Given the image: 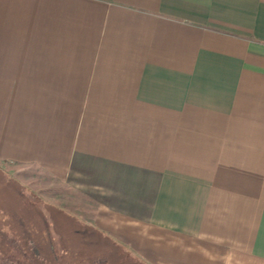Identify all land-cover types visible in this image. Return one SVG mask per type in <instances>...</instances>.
Here are the masks:
<instances>
[{
	"label": "crops",
	"instance_id": "1",
	"mask_svg": "<svg viewBox=\"0 0 264 264\" xmlns=\"http://www.w3.org/2000/svg\"><path fill=\"white\" fill-rule=\"evenodd\" d=\"M9 164L90 264H264V0H0Z\"/></svg>",
	"mask_w": 264,
	"mask_h": 264
},
{
	"label": "rangeland",
	"instance_id": "2",
	"mask_svg": "<svg viewBox=\"0 0 264 264\" xmlns=\"http://www.w3.org/2000/svg\"><path fill=\"white\" fill-rule=\"evenodd\" d=\"M58 186L35 168L0 167V264H84L78 255L84 250L77 246L78 237L59 239L64 234L62 227H68L67 220L56 215V229L46 227L47 207L69 202L60 196L47 197L53 190L61 194L60 189H53L61 188Z\"/></svg>",
	"mask_w": 264,
	"mask_h": 264
},
{
	"label": "trees",
	"instance_id": "3",
	"mask_svg": "<svg viewBox=\"0 0 264 264\" xmlns=\"http://www.w3.org/2000/svg\"><path fill=\"white\" fill-rule=\"evenodd\" d=\"M49 209H52L54 212H52V213H54V216H52L51 214L52 213H50L48 210ZM56 215H61V212L59 211V210H56V208H54V207H52V206H49V207H47V209H46V213H45V219H46V222H45V224H46V227H48L49 228V223L50 222H52L54 225H57L56 223H57V221H58V219H57V216ZM62 216V215H61ZM63 218V217H62ZM71 222H73V224H75L76 223V221L75 220H71ZM65 225V224H64ZM64 227V226H63ZM68 227H69V225H68ZM67 227V228H68ZM64 228H66V227H64ZM69 235H70V238H74V237H77V236H79V242L77 243L78 245L77 246H79V247H84V250H83V254L80 252L78 255H79V258H83L84 259V261L87 263V264H90V262H91V258H90V255L92 254V248H90V247H87V246H85L83 243L84 242H88V240H93V236L92 235H89L88 234V232L87 231H82V230H79V231H77L73 226H71L70 225V230H69ZM65 233V232H64ZM62 238V235L60 236L59 235V239H61ZM81 240V241H80ZM68 244H70L71 246H76L75 245V243L73 242V244H71L70 242L68 243ZM85 262H84V264H85Z\"/></svg>",
	"mask_w": 264,
	"mask_h": 264
}]
</instances>
